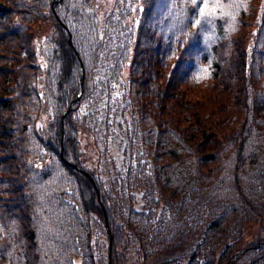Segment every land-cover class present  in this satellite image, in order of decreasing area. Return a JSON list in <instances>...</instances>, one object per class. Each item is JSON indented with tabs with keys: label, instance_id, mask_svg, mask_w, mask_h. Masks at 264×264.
Returning a JSON list of instances; mask_svg holds the SVG:
<instances>
[{
	"label": "trees",
	"instance_id": "1",
	"mask_svg": "<svg viewBox=\"0 0 264 264\" xmlns=\"http://www.w3.org/2000/svg\"><path fill=\"white\" fill-rule=\"evenodd\" d=\"M91 3L0 0V264H264V0Z\"/></svg>",
	"mask_w": 264,
	"mask_h": 264
},
{
	"label": "rangeland",
	"instance_id": "2",
	"mask_svg": "<svg viewBox=\"0 0 264 264\" xmlns=\"http://www.w3.org/2000/svg\"><path fill=\"white\" fill-rule=\"evenodd\" d=\"M114 0H92L91 7L94 9L99 17L100 22L104 21V18L112 9ZM46 31L43 32L40 36L37 37V43L40 39L46 35ZM99 118L105 117L106 113L110 114V121L112 123V136L109 142L110 145V167L112 170L115 168H120L124 164V147L127 143V118L126 115L122 112V107L115 102L109 108L105 106V103L102 102V106L99 111ZM105 123V122H104ZM103 126V125H102ZM103 128H105L103 126ZM83 143L86 144L87 138L82 139ZM90 149L89 151H91ZM142 192H138V201L136 203L137 207H141L143 204ZM259 224L255 221L249 222L246 224L245 229V243L253 239L255 232L258 230ZM199 235L191 238L182 248H179L174 251L162 252L156 254L150 258L148 264H162L166 259H180V257H186L188 252L193 247L195 242L198 240Z\"/></svg>",
	"mask_w": 264,
	"mask_h": 264
},
{
	"label": "snow or ice",
	"instance_id": "3",
	"mask_svg": "<svg viewBox=\"0 0 264 264\" xmlns=\"http://www.w3.org/2000/svg\"><path fill=\"white\" fill-rule=\"evenodd\" d=\"M192 2H193L194 4H196V3L198 2V0H192ZM199 3L204 4V8L201 9V15H203L204 12H205V10H207L208 5H207V3H204V0H199Z\"/></svg>",
	"mask_w": 264,
	"mask_h": 264
},
{
	"label": "water",
	"instance_id": "4",
	"mask_svg": "<svg viewBox=\"0 0 264 264\" xmlns=\"http://www.w3.org/2000/svg\"><path fill=\"white\" fill-rule=\"evenodd\" d=\"M82 76H84V73H83V75ZM64 115V114H63ZM75 165V164H74ZM75 166H77V165H75ZM89 174V173H88ZM89 176L93 179V177L91 176V174H89Z\"/></svg>",
	"mask_w": 264,
	"mask_h": 264
}]
</instances>
